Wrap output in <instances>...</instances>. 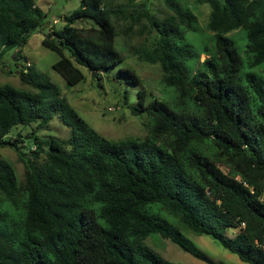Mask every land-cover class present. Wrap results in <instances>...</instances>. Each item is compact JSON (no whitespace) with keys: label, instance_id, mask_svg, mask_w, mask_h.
<instances>
[{"label":"trees","instance_id":"obj_1","mask_svg":"<svg viewBox=\"0 0 264 264\" xmlns=\"http://www.w3.org/2000/svg\"><path fill=\"white\" fill-rule=\"evenodd\" d=\"M163 1L174 16L162 26L142 10L157 33L142 56L160 64L175 94L148 102L140 89L132 105L123 92L133 114L150 117L145 138L101 136L29 64L18 75L34 91L0 85V146L21 151L24 134L5 139L10 130L37 121L43 128L55 112L71 129L67 146L33 134L21 183L0 159V264H175L144 243L150 234L217 264L182 229L208 235L243 262L264 264V79L243 70L264 63V0H198L210 6L213 34L194 72V48L184 41L194 16ZM123 11L80 0L63 27L52 28L58 38L44 36L42 44L59 55L52 68L68 84L84 78L80 67L99 78L122 60L112 16ZM43 15L34 0H0V60L41 28ZM87 18L90 27L73 25ZM233 30L244 33L245 56L227 35Z\"/></svg>","mask_w":264,"mask_h":264},{"label":"rangeland","instance_id":"obj_2","mask_svg":"<svg viewBox=\"0 0 264 264\" xmlns=\"http://www.w3.org/2000/svg\"><path fill=\"white\" fill-rule=\"evenodd\" d=\"M175 1L180 8L189 11L195 19V30L186 31L184 40H190L194 48V55L189 61L190 69L194 72L206 57L204 46H210V38L213 34L207 28L210 6L198 0ZM34 3L44 13L41 28L31 32L22 46L16 45L9 48L1 57L0 85L9 84L20 90L34 91L31 86L23 83L18 75V69L22 68L23 64H29L56 85L60 96L65 98L78 115L101 136L111 141L145 138L150 125V117L146 113L133 114L130 107L124 104L123 92L128 91V103L132 105L137 104V91L140 89L145 90L148 102L174 96V90L163 82L160 64L149 62L142 56V51L153 47L157 34L142 10L146 9L154 15L161 26L166 24L171 16H174L173 11L165 5L163 0H103V4L107 7L124 8L121 14L112 16L116 30L115 46L122 60L107 69L99 78H95L93 73L80 67L84 78L75 84H68L52 68V64L58 60L59 55L44 46L42 39L50 29L59 30L63 27V16L78 8L80 0H34ZM45 24L50 28L43 27ZM91 24L93 21L87 18L76 21L73 25L78 28H88ZM227 35L235 40L240 54L245 56L244 33L240 30H233ZM16 55L19 59H15ZM125 68L130 69L136 75L138 79L136 83L122 70ZM243 70L253 71L264 79V63L252 68L246 64ZM38 122L27 126L18 124L5 136V139L13 140L18 133L24 134L23 139L21 138L23 141L18 144L24 154L8 145L0 146V159L7 161L13 167L19 183L24 179V163L30 157L29 152L35 148L33 134L38 137L56 136L65 146L68 145L70 139L71 129L61 121L59 112H55L43 128L37 129ZM26 135L27 138H25ZM43 158L44 154H41L39 160ZM262 197H264V191H262ZM237 231L238 229L228 231V236L233 237ZM181 232L214 263L249 264L241 261L236 254L225 249L208 235H197L185 229ZM144 243L175 264H209L183 251L159 234H150L145 238Z\"/></svg>","mask_w":264,"mask_h":264},{"label":"water","instance_id":"obj_3","mask_svg":"<svg viewBox=\"0 0 264 264\" xmlns=\"http://www.w3.org/2000/svg\"><path fill=\"white\" fill-rule=\"evenodd\" d=\"M43 27H48V28H50L49 25H47V24L43 25ZM50 32L52 33L53 36H55V37L58 38V36L55 35V33L53 32L52 29H50ZM25 138H27V135L25 136Z\"/></svg>","mask_w":264,"mask_h":264}]
</instances>
